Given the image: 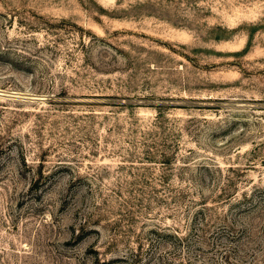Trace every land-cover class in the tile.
<instances>
[{
    "label": "rangeland",
    "instance_id": "obj_1",
    "mask_svg": "<svg viewBox=\"0 0 264 264\" xmlns=\"http://www.w3.org/2000/svg\"><path fill=\"white\" fill-rule=\"evenodd\" d=\"M0 264H264V0H0Z\"/></svg>",
    "mask_w": 264,
    "mask_h": 264
}]
</instances>
